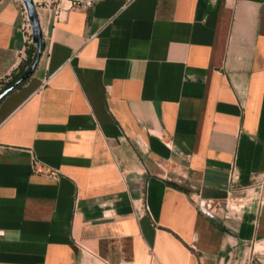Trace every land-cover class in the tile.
I'll return each mask as SVG.
<instances>
[{
	"label": "crops",
	"instance_id": "0c3cea01",
	"mask_svg": "<svg viewBox=\"0 0 264 264\" xmlns=\"http://www.w3.org/2000/svg\"><path fill=\"white\" fill-rule=\"evenodd\" d=\"M63 8L0 101V264H261L264 0ZM28 37L0 0V82Z\"/></svg>",
	"mask_w": 264,
	"mask_h": 264
},
{
	"label": "water",
	"instance_id": "95a60500",
	"mask_svg": "<svg viewBox=\"0 0 264 264\" xmlns=\"http://www.w3.org/2000/svg\"><path fill=\"white\" fill-rule=\"evenodd\" d=\"M26 12L28 23L31 29V43L36 47V53L29 68L9 87L4 88L0 92V101L18 85L27 81L35 72L43 49V38L38 18V12L33 0H20Z\"/></svg>",
	"mask_w": 264,
	"mask_h": 264
},
{
	"label": "built area",
	"instance_id": "2783aa9c",
	"mask_svg": "<svg viewBox=\"0 0 264 264\" xmlns=\"http://www.w3.org/2000/svg\"><path fill=\"white\" fill-rule=\"evenodd\" d=\"M33 1L36 6V9L38 7H42L43 9H45L49 14H51L50 18L55 22L57 21L60 12L64 10L63 5H65L66 8L69 9L90 10L96 4L108 0H33ZM113 1H119L122 3L123 6H128L134 0H113ZM23 15L25 17V29H27L29 32V37L27 38V41L31 43V29L24 8H23Z\"/></svg>",
	"mask_w": 264,
	"mask_h": 264
},
{
	"label": "trees",
	"instance_id": "16d2710c",
	"mask_svg": "<svg viewBox=\"0 0 264 264\" xmlns=\"http://www.w3.org/2000/svg\"><path fill=\"white\" fill-rule=\"evenodd\" d=\"M36 53V47L34 44L30 43L26 47V59L19 65L17 72H14L6 81L0 82V92L12 85L31 65L33 58ZM22 84L18 85L15 89H18Z\"/></svg>",
	"mask_w": 264,
	"mask_h": 264
},
{
	"label": "rangeland",
	"instance_id": "374dc122",
	"mask_svg": "<svg viewBox=\"0 0 264 264\" xmlns=\"http://www.w3.org/2000/svg\"><path fill=\"white\" fill-rule=\"evenodd\" d=\"M230 206H234L233 202H230ZM248 256L247 261L248 263L252 262H260L261 264H264V245L260 250H255L254 245H247ZM254 250V252H253Z\"/></svg>",
	"mask_w": 264,
	"mask_h": 264
},
{
	"label": "bare ground",
	"instance_id": "6f19581e",
	"mask_svg": "<svg viewBox=\"0 0 264 264\" xmlns=\"http://www.w3.org/2000/svg\"><path fill=\"white\" fill-rule=\"evenodd\" d=\"M250 198V197H249ZM247 199V198H246ZM248 201V200H247ZM250 201V200H249ZM255 204V202H254ZM256 207V206H255ZM237 210V209H236ZM257 244V243H256ZM264 245V242L263 243H258L256 246H255V250H260Z\"/></svg>",
	"mask_w": 264,
	"mask_h": 264
}]
</instances>
